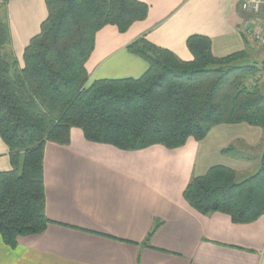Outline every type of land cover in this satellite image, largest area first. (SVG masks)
<instances>
[{
	"label": "crops",
	"instance_id": "crops-1",
	"mask_svg": "<svg viewBox=\"0 0 264 264\" xmlns=\"http://www.w3.org/2000/svg\"><path fill=\"white\" fill-rule=\"evenodd\" d=\"M137 1L148 5L143 21L125 33L114 26L96 33L85 64L89 84L141 77L147 64L127 51L141 37L184 62L192 60L186 40L193 35L208 38L217 59L242 52L247 64L264 62V49L244 35L246 28H261L264 17L241 13L240 0ZM6 10L9 48L21 68L24 49L46 18L44 0H8ZM69 139L67 146L44 149L45 216L51 224L40 235L18 237L15 247L0 237V264H264V215L235 225L222 214L201 216L183 199L189 181L214 166L233 170L237 179L256 172L263 130L221 125L202 141L190 138L173 150L154 145L122 151L87 142L78 129ZM228 147L234 154L222 153ZM10 169L0 139V173Z\"/></svg>",
	"mask_w": 264,
	"mask_h": 264
},
{
	"label": "trees",
	"instance_id": "trees-1",
	"mask_svg": "<svg viewBox=\"0 0 264 264\" xmlns=\"http://www.w3.org/2000/svg\"><path fill=\"white\" fill-rule=\"evenodd\" d=\"M7 3L0 4V139L11 169L0 173V237L9 247L51 224L45 216L44 149L48 143L67 146L72 129L87 142L122 151L178 149L221 125L264 131V97L257 86L247 85L264 71V62L247 64L242 52L217 59L210 40L198 35L186 40L192 60L184 62L141 37L127 47L147 64L141 77L89 84L85 64L96 33L106 26L125 33L147 17L148 5L44 0L46 18L19 68L14 55L4 52L10 47ZM183 199L201 216L222 214L235 225L256 222L264 215V150L253 175L237 181L233 170L214 166L189 181Z\"/></svg>",
	"mask_w": 264,
	"mask_h": 264
},
{
	"label": "built area",
	"instance_id": "built-area-1",
	"mask_svg": "<svg viewBox=\"0 0 264 264\" xmlns=\"http://www.w3.org/2000/svg\"><path fill=\"white\" fill-rule=\"evenodd\" d=\"M238 10L249 16L264 17V0H240ZM261 28L249 27L244 30V35L264 49V20Z\"/></svg>",
	"mask_w": 264,
	"mask_h": 264
},
{
	"label": "rangeland",
	"instance_id": "rangeland-1",
	"mask_svg": "<svg viewBox=\"0 0 264 264\" xmlns=\"http://www.w3.org/2000/svg\"><path fill=\"white\" fill-rule=\"evenodd\" d=\"M7 14H8V10H6V16H7ZM5 15H3V19H5V17H6ZM7 18H8V16H7ZM10 48L9 47H7V48H5L4 50V52L5 53H8L9 51L11 52V49L9 50ZM258 66H261V64H258ZM247 85L249 86V87H258V89H259V91H260V93L263 95V97H264V71L263 72H261V74H258L257 76H255L254 78H250L248 81H247ZM232 136L231 135H229V138H231ZM48 144H51V143H48ZM47 145V144H46ZM234 147H238L236 144H235V146ZM220 160V159H219ZM215 161H217L216 159H215ZM216 163H218V162H216ZM255 172V169L250 173V174H248V176H245L244 178H239V179H237V181H241V180H243V179H246L247 177H249V176H251V175H253V173Z\"/></svg>",
	"mask_w": 264,
	"mask_h": 264
}]
</instances>
